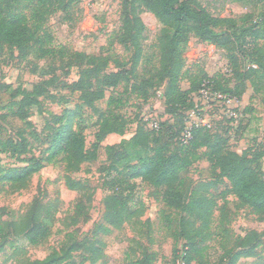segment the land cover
<instances>
[{
	"label": "rangeland",
	"instance_id": "rangeland-1",
	"mask_svg": "<svg viewBox=\"0 0 264 264\" xmlns=\"http://www.w3.org/2000/svg\"><path fill=\"white\" fill-rule=\"evenodd\" d=\"M123 0H79L66 12H54L43 23V27L52 37L51 48L57 50L65 47L69 52H79L90 56H101L107 59L109 67L106 72L116 71L118 61L129 67L130 55L116 42V33L120 27V14ZM208 12L218 18L231 19L237 26H250L264 13V0H199ZM146 26V40L143 43V58L137 68L139 79L153 80L157 67L158 48L156 36L161 25L149 13L140 15ZM258 45L263 48L264 42ZM235 61L231 64L229 58ZM233 66V67H232ZM249 63L236 51H225L211 45L202 44L190 39L183 55V79L179 87L183 91L197 85L202 73L208 76L217 74L227 80L228 87L239 85L240 98L231 105L232 109L241 113L236 121L228 119L213 104L199 100L198 91L190 94L192 107L186 111V122H191L190 114L198 107L200 114L211 125V132L228 141L232 151L244 155L245 160L264 178V90L258 92L254 88L240 82L246 73ZM79 69V68H78ZM82 69V67H81ZM67 68L58 58L38 59L30 51L25 59L18 57L16 50L5 47L0 54V87L9 85L12 89L31 91L33 85L48 79H58L63 83H71L76 79L77 70L65 75ZM147 89V98L143 99L130 94L127 85L107 90L105 98L95 104L98 113L83 108L81 125L84 129L85 145L90 151L95 136L102 124L116 128L119 132L108 135L96 151V159L84 163L79 172H65V164L58 158L50 163H43V168L25 181L18 184L0 183V224L16 222L33 201H39L50 209L47 223L51 233L41 245L32 246L22 235L10 234L0 252V264H24L29 260L43 259L55 249H59L65 234L73 233L83 249L72 255V262L79 264L88 256L86 248L97 241L104 243L103 257L95 264H135L139 256V248L131 239L145 247L146 252L154 256L153 264H176L172 258L173 248L182 249L185 233L195 246V255L191 264H215L223 256L224 249L233 247V238L244 237L251 231L261 235L260 243L251 258H242L236 264H264V215L254 214L249 208L228 193L229 184L219 177L218 171L211 167L205 149L196 151L199 160L181 175V193L185 202L198 201L201 197L214 202L211 216L209 238L202 240L195 236V229L200 225L187 224L183 232L181 214L166 208L162 202V190L155 189L138 181L135 192L136 199L143 204L142 217L139 221L125 223L120 230L111 228L105 196L101 189L104 168L109 165L104 147L120 145L128 153V160L135 163L140 152L132 146L130 139L138 129L161 134L155 137L159 146H165L168 153L177 154L181 147L171 139L172 134L166 125L173 122L164 105L165 83L152 81ZM53 98H41L38 105L32 107L27 120L21 121L16 116L17 102L20 98H12L10 92L0 89V139H12L24 143L26 152L0 154V171L4 174L12 169H20L27 165L30 158L46 155L44 134L41 133L43 120L53 115H61L64 111L74 110L81 102L78 94L58 86L50 87ZM110 97V101H109ZM108 105V103H110ZM203 104V105H201ZM250 110V111H248ZM104 117H99L101 114ZM207 134V135H208ZM210 136V135H209ZM71 177L84 185L86 191L78 193L69 190L64 183L65 176ZM83 196L90 195V206L87 219L75 226H68L73 216L76 202ZM230 231V238L221 243L214 233L219 223ZM110 229L108 234L98 228ZM190 243V242H189ZM130 244L135 248L129 251ZM234 253V252H233ZM83 264H89L88 262Z\"/></svg>",
	"mask_w": 264,
	"mask_h": 264
},
{
	"label": "trees",
	"instance_id": "trees-1",
	"mask_svg": "<svg viewBox=\"0 0 264 264\" xmlns=\"http://www.w3.org/2000/svg\"><path fill=\"white\" fill-rule=\"evenodd\" d=\"M79 0H0V54L5 47L16 50L18 57L25 59L32 51L38 59L58 58L67 68L65 75L76 69V79L71 83H63L58 79H48L33 85L31 91L12 89L3 85L1 90L10 92L12 98H20L17 102L16 116L21 121L29 117L30 109L39 104L41 98H53L49 88L58 86L78 94L80 105L74 110H66L61 115H53L43 120L41 133L44 134L47 148L46 155L30 158L27 165L20 169H12L1 175L0 183L18 184L43 168V163H50L60 158L65 164V172H79L84 163L96 159V151L101 142L111 134L119 132L111 125L102 124L95 136L92 150L86 148L84 129L81 125V113L84 107L98 113L95 107L97 101L105 98L107 90H113L120 85H127L130 94L143 99L147 98V89L154 80L165 83L163 98L164 105L173 118L166 125L171 139L181 148L177 154L168 153L165 146H159L155 137L161 130L148 132L138 129L130 139L132 146L139 150L140 155L135 163L128 160V153L122 144L104 147L109 165L103 169L101 189L107 193L106 209L109 214L110 226L122 229L125 223L139 221L143 216V204L136 199L135 192L138 181L148 184L156 190H162V202L166 208L181 214L183 232L187 224H196L195 236L202 240L209 238L211 216L214 202L201 197L198 201L185 202L181 193V175L192 165L193 160H199L196 154L199 148H204L203 156L212 168L218 171L219 177L229 184L228 193L240 205L249 208L254 214L264 215V178L252 167L244 155L232 151L227 139L208 134L204 127L193 128L191 138L183 143L180 135L186 124V111L192 107L190 94L199 91L203 82L208 81L213 90L235 98H240L239 85L228 87V82L222 75L208 76L202 73L197 85L183 91L179 82L183 79V55L190 39L199 43L211 45L225 51L234 50L247 60L246 73L240 82L255 89L264 90V51L258 45L264 42V13L250 26H237L231 19L212 16L199 0H123L119 17L120 27L116 33V42L120 44L130 57L128 66L120 64L116 71L106 72L109 63L101 56H90L79 52H69L65 47L55 50L51 48L52 37L45 31L43 23L54 12H66L70 6ZM240 2L242 0H235ZM263 1V0H259ZM151 14L161 25L155 42L158 48L157 67L153 80L139 79L137 68L143 58V43L146 40V26L141 21L142 13ZM234 57L229 58L232 64ZM233 65V64H232ZM82 67V69H81ZM233 67V66H232ZM79 68V69H78ZM109 97V101H110ZM264 105V99H263ZM108 103V105H110ZM250 111V110H248ZM101 114L99 117H104ZM211 129V128H210ZM208 134V135H207ZM210 135V136H209ZM26 152L24 143L12 139H0V154ZM65 186L72 191H86L84 185L69 176L64 177ZM82 197L74 206L73 216L70 217L69 227L85 221L90 206V195ZM50 217V209L45 208L39 201H33L27 211L16 222L0 224V252L6 243L8 228L10 234L23 238L32 246L41 245L51 233L46 220ZM108 234L110 229L98 228ZM223 243L230 238V231L221 222L214 232ZM186 243L182 249L173 248L174 261L182 258L184 264H191L195 255V246L191 244L189 234L182 235ZM261 235L251 231L244 237L233 238V247L224 249L223 256L215 264H236L242 258H251L260 243ZM190 242V243H189ZM139 248V256L135 264H153L154 256L146 252L145 247L131 239ZM83 244L77 241L73 233H67L60 243L59 249L53 250L43 259L29 260L24 264H74L72 255L83 249ZM104 243L97 241L86 248L88 256L83 257L79 264L88 262L95 264L103 257ZM129 251L135 248L130 244ZM234 252V253H233Z\"/></svg>",
	"mask_w": 264,
	"mask_h": 264
},
{
	"label": "built area",
	"instance_id": "built-area-1",
	"mask_svg": "<svg viewBox=\"0 0 264 264\" xmlns=\"http://www.w3.org/2000/svg\"><path fill=\"white\" fill-rule=\"evenodd\" d=\"M197 94L199 96V100L203 101V104L204 102H209L213 104L228 119L236 121L238 117L241 116V113L235 111L231 107V105L236 103V99L228 96L227 94H222L218 91L213 90V88L209 85L208 81L203 82ZM195 110L196 111H193L190 114L191 122H186V126L180 135V141L183 143H186L191 138V132L193 128H211V125L207 121V119L200 114L202 111H199L197 106H195ZM154 128L155 130H157V125H154ZM181 256L179 259L176 260V264H184Z\"/></svg>",
	"mask_w": 264,
	"mask_h": 264
}]
</instances>
